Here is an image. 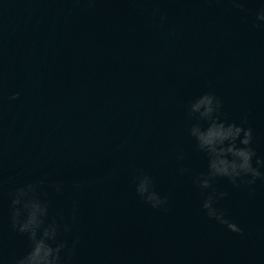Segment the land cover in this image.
Masks as SVG:
<instances>
[{"label":"water","instance_id":"obj_1","mask_svg":"<svg viewBox=\"0 0 264 264\" xmlns=\"http://www.w3.org/2000/svg\"><path fill=\"white\" fill-rule=\"evenodd\" d=\"M262 9L0 0V264L30 250L12 228L15 193L28 186L72 249L62 264H264V179L202 190L209 161L190 135L202 122L189 117L212 94L221 121L252 130L253 166L264 160ZM143 177L165 204L138 195ZM213 191L242 234L207 216Z\"/></svg>","mask_w":264,"mask_h":264},{"label":"clouds","instance_id":"obj_2","mask_svg":"<svg viewBox=\"0 0 264 264\" xmlns=\"http://www.w3.org/2000/svg\"><path fill=\"white\" fill-rule=\"evenodd\" d=\"M258 19L264 20V9L259 13ZM220 107L219 100L210 93L202 95L189 105V117L198 116L200 122L207 124L203 127L202 123H197L190 128V135L195 139L199 151L206 153L209 161L208 175L199 177L197 181L202 190L211 188V182L216 178H225L235 186H238L237 180L255 183L257 179H264V174L260 172V168L264 167V160L257 159L256 166H253L256 153L251 148L252 130L221 121ZM249 176L251 180L244 179ZM150 186L149 178L140 179L138 195L153 208L165 204L166 200H161L154 191H150ZM223 195L225 194H221V198ZM215 197L216 193L213 191L203 204L207 216L226 226L229 231L242 234L235 223L225 218L224 212L213 207ZM12 208L13 230L26 235L30 241V250L14 260L13 264H62L61 253L67 251L69 256L72 254V249H67L66 244L57 242V226L45 224L47 207L36 199L33 186L19 189L15 193Z\"/></svg>","mask_w":264,"mask_h":264}]
</instances>
